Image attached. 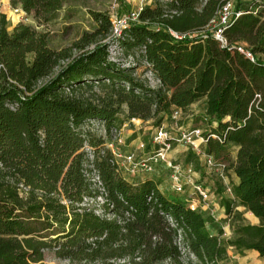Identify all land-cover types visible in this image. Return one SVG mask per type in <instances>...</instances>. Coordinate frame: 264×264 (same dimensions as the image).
<instances>
[{"label":"trees","instance_id":"1","mask_svg":"<svg viewBox=\"0 0 264 264\" xmlns=\"http://www.w3.org/2000/svg\"><path fill=\"white\" fill-rule=\"evenodd\" d=\"M10 2L42 22L62 7V0ZM196 3L147 6L141 22L117 38L135 54L146 45L138 60L161 80L158 89L133 77L132 68L108 60L110 44L102 40L111 32L109 13L91 12L97 27L59 50L49 46L46 33L23 22L8 30L0 14V264H42L45 249L72 264H117L110 259L136 254L137 264L166 258L181 264L166 213L180 221L205 264H221L228 247L264 257V59L258 55H264V0H238L241 14L224 29L227 46L204 29L220 0H208L200 11ZM171 8L180 13L164 16ZM168 29L190 34L177 39ZM82 86L90 93L77 91ZM200 100L208 127L204 151L224 159L226 147L235 148L230 164L237 181L230 182L232 195L221 202L225 216L238 219L229 238L220 237L222 229L211 216L164 195L155 179L122 176L98 131L102 126L111 135L129 117L157 125L171 109ZM92 169L124 218L122 225L77 206L90 192L84 174ZM150 193L153 199L147 200ZM237 206L259 222H244Z\"/></svg>","mask_w":264,"mask_h":264},{"label":"built area","instance_id":"2","mask_svg":"<svg viewBox=\"0 0 264 264\" xmlns=\"http://www.w3.org/2000/svg\"><path fill=\"white\" fill-rule=\"evenodd\" d=\"M123 0H112L110 18L112 22L111 32L120 36L123 29L128 27L133 22H141L140 13L147 6L156 4L166 5L172 0H138L134 9L126 12H118L120 4ZM208 0H197L195 9L200 11ZM243 1V0H239ZM259 2L260 0H247ZM238 0H220V5L217 8L214 16L204 26L205 30L210 31L214 38L219 41L221 46H227L228 41L224 36V29L230 23L233 17L241 14V10L236 8ZM24 11V10H23ZM26 14V12L24 11ZM180 10L167 9L164 11V16L172 17L178 15ZM145 22V21H144ZM169 33L177 38L182 39L190 32L180 34L172 29H168ZM123 49L122 46H118ZM239 51L244 53L250 59H254L253 54L242 47H237ZM115 49H108V60L115 63L121 68H132V75L146 87L150 89H158L162 86L161 80L153 74L147 67L145 60H138V54L145 56L146 45H141L137 49V54L134 52L127 56L126 63L120 64L116 61L112 52ZM128 89V87H126ZM66 92L69 89H65ZM186 109L173 108L169 115L165 116L167 124L164 119L154 128L151 137L148 141L137 138L129 146L127 150H121L122 144V129L127 123L140 124L143 120L136 117H129L118 129L114 130L111 135H107L105 129L101 126L98 131L105 139V146L111 151L112 163L116 170L125 178L131 180H140L144 177L154 176L159 167H164L168 170L169 185L176 194H182L188 187V195L183 198V202L191 209L197 210L203 214L211 216L215 222L220 223V216L216 212L220 209L225 212L222 205V199L226 197L223 193H218L209 184L201 181L196 174L194 164L191 160L182 162L180 160V152H192L199 155L205 173L215 174L216 178L222 182L227 179L226 172L229 171V163L223 159H217L213 153L204 151V145L207 141L203 132L204 129L199 126L188 127L181 122L185 115ZM92 159V154H89ZM88 186L89 193L84 195L82 201L77 203L81 210L93 212L101 219L108 221H116L122 225L124 218L117 214L114 210V205L107 197L106 189L102 183V179L97 171L94 169L86 171L84 174ZM225 184V183H224ZM226 193L228 196L232 195L231 184L227 182ZM153 199V193H150L147 200ZM169 227L175 229L174 245L177 249V259L181 264H205L202 259L198 257L196 252L192 249L186 239V231L181 226L180 221L169 213L164 214ZM223 217L226 218L225 214ZM226 224L222 226V233L220 237L229 238L231 236L230 230L226 231ZM122 243V241H119ZM140 257L136 254L134 257L125 255L122 257H114L110 261L117 264H137ZM67 264L70 262L65 260ZM91 264H100L94 262ZM160 264H174L171 258H166Z\"/></svg>","mask_w":264,"mask_h":264},{"label":"rangeland","instance_id":"3","mask_svg":"<svg viewBox=\"0 0 264 264\" xmlns=\"http://www.w3.org/2000/svg\"><path fill=\"white\" fill-rule=\"evenodd\" d=\"M138 0H123L120 4L118 12H126L134 9L137 5ZM242 2H247V0H243ZM111 3L112 0H62V7L57 11L56 16L47 21L42 22L33 17L32 13H24L21 5L17 4L13 6L11 2L7 3L6 9L3 11L0 9V14L5 15V19L7 21V29L11 30L12 27L19 23L23 22L26 25H30L35 31L46 33L48 44L53 49H62L71 46V44L76 41L84 31H92L97 27V23L92 18L91 12L99 11L103 13H111ZM2 2H0V6ZM1 8V7H0ZM119 36L117 34H110L105 38L104 41H109V49L114 48L115 52L112 54L115 56L116 61L118 63L123 64L128 60L127 56L133 53L130 50H126L125 48L119 49L117 38ZM93 46L90 45L87 48H91ZM73 53H77V50H74ZM261 58L264 59V55L258 54ZM94 91L100 92V87L98 84H94ZM77 91H82L83 93H90V88L82 86L81 89H77ZM204 101L201 100L199 103L194 106L188 107L185 111V115L182 118L181 122L183 125H188V127L199 126L200 128L206 130L208 129L206 121L202 118V106ZM141 119V118H139ZM164 119V123L167 124V119ZM162 119V120H163ZM142 120V119H141ZM127 119L121 122L122 126ZM136 123H138L136 121ZM136 123H127L122 129V144L120 145L121 150H127L130 148V144L135 141L137 138L148 141L151 137V134L156 127L153 122V119L143 120L140 124ZM228 157L224 156L223 160L229 163V167H231V160L234 159L235 148L232 146L226 147V152ZM180 160L182 162L191 160L194 164L196 174L198 175L201 181L206 182L212 188L215 189L218 193H225L224 195L228 196L226 193V183L231 182V175L229 173L233 172V169L230 168L228 172H226L227 179L225 182H222L216 178L215 174L209 175L205 173V168L201 161L199 155H196L192 152H180ZM169 172L164 167H159L157 173L154 176H148L144 178H152L158 182V189L164 195L168 197L178 198L183 201V198H186L188 195V187L186 186V191L182 194H176L169 185ZM143 178V179H144ZM225 183V184H224ZM231 184V183H230ZM236 210L241 212V218L246 223L257 224L254 223V215L241 206H237ZM223 213L220 209L216 212V215L220 216V223L218 222L219 227L222 229V226L226 224L229 225V228L225 227L226 231L230 230L232 235V225L235 223V220L238 219H228L224 218ZM206 215V214H204ZM223 231V230H222ZM227 258L221 261V264H264V257L259 256L253 250L245 251L244 254H239L234 248L228 247L227 249ZM64 258H59L54 254V249H45L44 257L41 261L42 264H67ZM68 264H72L69 262Z\"/></svg>","mask_w":264,"mask_h":264},{"label":"crops","instance_id":"4","mask_svg":"<svg viewBox=\"0 0 264 264\" xmlns=\"http://www.w3.org/2000/svg\"><path fill=\"white\" fill-rule=\"evenodd\" d=\"M0 2H2V5L0 6V7H1L0 9L4 11V10L6 9V7H7V3L10 2V0H0ZM18 5H19V4H18ZM200 101H201V100H200ZM200 101L191 104L189 107L194 106L195 104L199 103ZM234 157H235V155H234ZM229 174L231 175V180H230V181L236 182L237 179H236V177H235V175H234V172L229 173ZM241 207H242V206H241ZM243 208H244V207H243ZM253 222H254V223H258V222H259V219H258L256 216H254V221H253ZM254 252H256V253L258 254L257 251H254ZM258 255H259V254H258Z\"/></svg>","mask_w":264,"mask_h":264}]
</instances>
